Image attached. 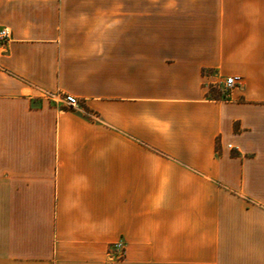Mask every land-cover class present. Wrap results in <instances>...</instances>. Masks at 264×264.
Here are the masks:
<instances>
[{"label":"crops","instance_id":"obj_1","mask_svg":"<svg viewBox=\"0 0 264 264\" xmlns=\"http://www.w3.org/2000/svg\"><path fill=\"white\" fill-rule=\"evenodd\" d=\"M2 28L0 264L262 253L264 0H0Z\"/></svg>","mask_w":264,"mask_h":264},{"label":"built area","instance_id":"obj_2","mask_svg":"<svg viewBox=\"0 0 264 264\" xmlns=\"http://www.w3.org/2000/svg\"><path fill=\"white\" fill-rule=\"evenodd\" d=\"M10 32L6 28L0 29V47L4 46L10 40ZM240 84L239 79L236 77H228L222 82V92L228 94L232 89L237 87ZM227 96V95H226ZM44 98L53 102H59L64 106L71 109L79 108V101L69 95H55V94H44ZM114 251H119V256L122 257L124 254V247L121 242H116L110 247Z\"/></svg>","mask_w":264,"mask_h":264},{"label":"rangeland","instance_id":"obj_3","mask_svg":"<svg viewBox=\"0 0 264 264\" xmlns=\"http://www.w3.org/2000/svg\"><path fill=\"white\" fill-rule=\"evenodd\" d=\"M226 79V78H225ZM224 81V80H223ZM222 81V82H223ZM222 82L219 83V90H215V93L217 94L218 97H221L223 99H226L228 97V94H224L222 92ZM236 88V87H235ZM233 90V89H232ZM55 95H60V94H55ZM227 95V96H226ZM78 100V99H77ZM79 101V100H78ZM79 104H80V101H79ZM64 106V105H63ZM64 108L66 109H69V110H77V109H71V108H68L66 106H64ZM79 108H80V105H79ZM78 108V109H79ZM262 235H264V233H262ZM259 245H260V249L262 251V253L260 255H241V256H238L237 259H233V260H229V262L231 264H264V237H262L261 239H259ZM117 242H121V241H117ZM116 243V242H115ZM122 243V242H121ZM114 244V243H113ZM112 246V244H110L107 248V256L108 258H110L111 260H120L124 257V254L122 257H118L119 256V251H114L112 250L110 247ZM259 248V247H257ZM124 253H125V248L123 249ZM233 257V256H231Z\"/></svg>","mask_w":264,"mask_h":264},{"label":"trees","instance_id":"obj_4","mask_svg":"<svg viewBox=\"0 0 264 264\" xmlns=\"http://www.w3.org/2000/svg\"><path fill=\"white\" fill-rule=\"evenodd\" d=\"M209 92H210V96L214 99H218L219 97L217 96V94L215 93V91L213 90L212 87L209 88Z\"/></svg>","mask_w":264,"mask_h":264}]
</instances>
